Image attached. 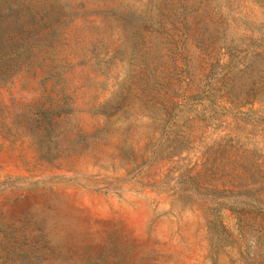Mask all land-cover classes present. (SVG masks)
Returning a JSON list of instances; mask_svg holds the SVG:
<instances>
[{
  "label": "rangeland",
  "instance_id": "1",
  "mask_svg": "<svg viewBox=\"0 0 264 264\" xmlns=\"http://www.w3.org/2000/svg\"><path fill=\"white\" fill-rule=\"evenodd\" d=\"M0 264H264V0H0Z\"/></svg>",
  "mask_w": 264,
  "mask_h": 264
}]
</instances>
